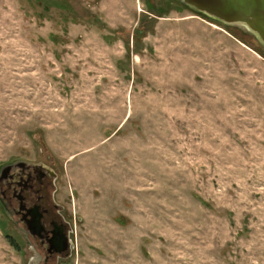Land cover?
<instances>
[{
	"label": "rangeland",
	"instance_id": "rangeland-1",
	"mask_svg": "<svg viewBox=\"0 0 264 264\" xmlns=\"http://www.w3.org/2000/svg\"><path fill=\"white\" fill-rule=\"evenodd\" d=\"M56 176L60 264H264V46L179 0H0V172ZM0 208V264H26Z\"/></svg>",
	"mask_w": 264,
	"mask_h": 264
},
{
	"label": "flooded vegetation",
	"instance_id": "flooded-vegetation-1",
	"mask_svg": "<svg viewBox=\"0 0 264 264\" xmlns=\"http://www.w3.org/2000/svg\"><path fill=\"white\" fill-rule=\"evenodd\" d=\"M56 176L42 165L14 162L0 172V208L24 244L26 264H60L73 256V218L55 196Z\"/></svg>",
	"mask_w": 264,
	"mask_h": 264
},
{
	"label": "water",
	"instance_id": "water-1",
	"mask_svg": "<svg viewBox=\"0 0 264 264\" xmlns=\"http://www.w3.org/2000/svg\"><path fill=\"white\" fill-rule=\"evenodd\" d=\"M191 11L225 26L245 27L264 46V0H179Z\"/></svg>",
	"mask_w": 264,
	"mask_h": 264
}]
</instances>
